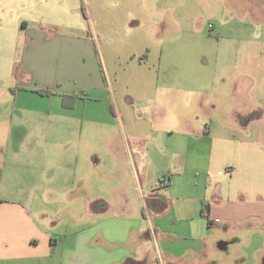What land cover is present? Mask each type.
I'll use <instances>...</instances> for the list:
<instances>
[{"label":"crops","instance_id":"crops-1","mask_svg":"<svg viewBox=\"0 0 264 264\" xmlns=\"http://www.w3.org/2000/svg\"><path fill=\"white\" fill-rule=\"evenodd\" d=\"M11 1L0 0V264H259L258 44L222 39L220 24L209 29L216 30L210 47L186 41L173 58L149 29L142 33V0L118 2L125 23L102 28L100 43L91 31L90 40L81 30L47 35ZM120 58L135 68L142 103L134 114L125 108L115 139L104 136L107 123L78 116L76 103L105 89L108 62L118 77ZM45 99L52 104L40 105ZM163 135L172 147L162 157L175 162L165 188L148 174ZM49 204L66 211H39Z\"/></svg>","mask_w":264,"mask_h":264},{"label":"rangeland","instance_id":"rangeland-1","mask_svg":"<svg viewBox=\"0 0 264 264\" xmlns=\"http://www.w3.org/2000/svg\"><path fill=\"white\" fill-rule=\"evenodd\" d=\"M119 1L122 0H15L11 1V8L17 12L23 11L21 16L24 15L29 20L33 17L32 25L44 31L47 35H54L59 30L69 29L78 31L77 33L81 30L88 34L86 38L90 40L89 32L91 31L93 32L92 35L99 37L97 41L100 43V32L102 28L125 23L122 22V14L119 12L121 11ZM142 1L144 7L139 27H141L142 33H145V30L149 29L155 41L163 44L164 55L166 51V55L177 58L181 52H184V50H181V47L186 41H200L205 43V45L208 43L210 47L212 41L215 40L212 36H215L216 30H209L207 28L208 25L217 28L222 24L226 26L222 34V39L236 41L251 40L254 44H258L257 46L260 49H254V63L259 65L261 69L260 74L264 73V0ZM103 7H107L110 10V14L108 11H102ZM233 28L242 29L239 32H235ZM192 31H197L198 34ZM90 44L92 45V42ZM260 51L262 55L258 62L256 53ZM119 60L121 61V66L118 77H115L116 70L114 69V65L108 62L109 75L107 74L105 89L102 92L89 93L87 96L80 94V100L78 99L76 103L78 116L84 115L85 121L91 120L107 123L109 127L104 131V136L115 139L121 138L123 135L122 125L125 128L124 123L127 122L126 114L123 112L125 108L130 107V111L134 114L142 103L139 100L141 91L137 88L139 81L135 80L134 77L135 75L138 79V75L134 73L135 68H133L129 60L124 58H120ZM162 66L164 67V63ZM115 68L118 70V66ZM173 70L177 72L176 66H173ZM169 71H172V69ZM130 89L132 90L130 91ZM134 93L137 94V98ZM127 99L135 101V105L130 106L129 103H126L128 102ZM39 104L51 105L52 103H49L48 99H45L39 102ZM82 107L86 108V111H83L84 109ZM143 107L145 106L143 105ZM152 110L154 111V109ZM138 115L139 113L135 115L136 118H139ZM98 131L92 128L91 136L94 139L101 136L98 134ZM125 132L127 131L125 130ZM128 135L127 133L126 137ZM166 147L172 146L167 136L163 135L159 138L157 145L153 149L152 163L148 167L149 180L151 181L156 177V184L158 185L159 179L163 176L169 178L170 174H172L171 166L175 164L174 161L172 163H165L166 159L162 157V152ZM130 185H133V181L126 178L125 187L128 188ZM143 193H145L144 190ZM32 196L36 198L39 194L34 193ZM112 197L113 200L110 203L115 206L120 201L113 195L110 199ZM131 198L133 202L139 204L136 193L134 194L132 192ZM130 210L131 213L134 212V210ZM29 211L35 213L38 209L30 208ZM39 211H51L50 213L52 214H62L66 210L61 209L57 204H49L42 206L41 209L39 208ZM247 260L251 261L250 256ZM258 261L259 264H264V250L263 254L259 256Z\"/></svg>","mask_w":264,"mask_h":264},{"label":"built area","instance_id":"built-area-1","mask_svg":"<svg viewBox=\"0 0 264 264\" xmlns=\"http://www.w3.org/2000/svg\"><path fill=\"white\" fill-rule=\"evenodd\" d=\"M209 29H211V25L208 26ZM169 184V178L167 176H163L162 178L159 179V186L162 188L167 187Z\"/></svg>","mask_w":264,"mask_h":264},{"label":"trees","instance_id":"trees-1","mask_svg":"<svg viewBox=\"0 0 264 264\" xmlns=\"http://www.w3.org/2000/svg\"><path fill=\"white\" fill-rule=\"evenodd\" d=\"M38 94H40V95H46V93H44V92H38Z\"/></svg>","mask_w":264,"mask_h":264}]
</instances>
